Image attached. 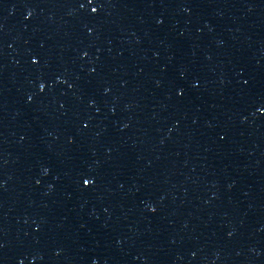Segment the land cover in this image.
<instances>
[{
	"label": "water",
	"instance_id": "obj_1",
	"mask_svg": "<svg viewBox=\"0 0 264 264\" xmlns=\"http://www.w3.org/2000/svg\"><path fill=\"white\" fill-rule=\"evenodd\" d=\"M262 107L264 0H0V264H264Z\"/></svg>",
	"mask_w": 264,
	"mask_h": 264
},
{
	"label": "snow or ice",
	"instance_id": "obj_2",
	"mask_svg": "<svg viewBox=\"0 0 264 264\" xmlns=\"http://www.w3.org/2000/svg\"><path fill=\"white\" fill-rule=\"evenodd\" d=\"M93 3H94V0H87V5H92ZM80 7L81 8H85L86 7V4L85 3H81L80 4ZM100 7H103V5L101 4V5H98L96 7H91V12L93 14L97 13ZM28 15L31 16V13H29ZM84 55L87 56V53L85 52ZM36 62H38L37 61V58L36 57H33V63H36ZM245 83H247V81H245ZM45 87H46V84L45 83L42 82V83L39 84V89L41 91H44ZM69 87H71V85H69ZM181 94H183V93L181 92ZM31 99H32V97H29V100H31ZM259 111L262 112V113H264V107L260 108ZM85 127H87V125H85ZM90 181H91V183H90ZM94 182L95 181L93 179H91V178L83 179V184L86 185V186H91L92 184H94ZM151 210L153 212L156 211L155 208H152Z\"/></svg>",
	"mask_w": 264,
	"mask_h": 264
}]
</instances>
